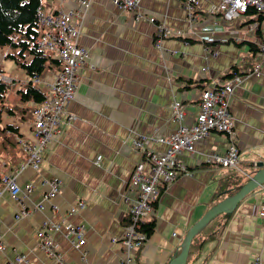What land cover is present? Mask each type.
<instances>
[{"label":"crops","instance_id":"crops-1","mask_svg":"<svg viewBox=\"0 0 264 264\" xmlns=\"http://www.w3.org/2000/svg\"><path fill=\"white\" fill-rule=\"evenodd\" d=\"M217 3L201 0L191 22L182 0H141L142 11L165 22L173 32L161 52L154 45L157 30L153 24L136 23L131 12L118 9L111 0L93 1L81 37L82 45L91 50L90 63L80 71L76 99L68 107L75 121L63 128V135L44 153L42 165L43 178L62 181L61 192L54 200L60 212H53L49 206L45 212L19 219V205L9 195L1 199L0 231L8 250L0 251V264H9L17 252L26 253L37 264H58L39 249V232L47 219L87 226L85 260L63 235L56 237L65 264H122L125 254L121 240L130 203L135 199L128 181L141 161L132 148L133 140L139 136H171L178 128L172 117L174 99L185 105L188 122L195 120L203 87L186 89L188 81L205 82V89L212 88L226 81L233 67L245 73L255 63L250 47L260 42L255 22L225 23L209 15L210 7ZM73 6L69 0H46L44 9L50 12ZM215 21L219 24L214 25ZM210 27L212 31H205ZM191 28L197 33L193 35ZM204 37L214 42L209 45ZM0 72L5 76L3 69ZM56 72L51 71L42 80L46 91ZM14 78L8 80L16 82L14 94L9 96L12 101L22 84L28 82L21 69ZM231 112L236 119L234 142L241 152L240 167L247 173L251 166L264 163V67L260 75L247 77L235 89ZM16 119L4 116L0 126L15 122L20 138L33 140L32 121L21 123ZM0 142V171L9 173L26 157L19 146L5 154ZM229 145L228 136L213 133L196 145L194 154L181 156L190 173L162 193L155 210L156 231L135 253L133 264L170 262L188 231L212 207L219 184L232 175L206 162L208 155L224 154ZM151 149L163 153L167 146L155 143ZM98 156H102L101 166L95 164ZM29 181L38 182L39 175L27 170L20 183ZM45 191L38 186L33 203L40 201ZM81 200L86 202V209L67 216V211ZM263 202L264 188H260L237 207L215 236L208 240L197 237V247L187 264H250L256 257H261L264 264V221L256 214Z\"/></svg>","mask_w":264,"mask_h":264},{"label":"built area","instance_id":"built-area-1","mask_svg":"<svg viewBox=\"0 0 264 264\" xmlns=\"http://www.w3.org/2000/svg\"><path fill=\"white\" fill-rule=\"evenodd\" d=\"M74 3L68 9H56L45 12L41 10L39 18V34L37 41L42 51L49 52L55 60L61 63V68L56 72L54 82L49 85L46 101L35 106L33 111L34 121L31 124L34 138L24 140L20 138L19 148L25 155L16 168L9 173H4L0 182V200L9 195L20 207L18 218H29L35 212H45L51 206L53 212H60L54 200L60 194L62 181L55 178H43L42 165L44 153L63 135V128L75 121V116L69 112V105L76 99L80 82V71L90 63L91 50L82 45L86 20L91 12L94 0H69ZM112 4L125 12H131L136 23L147 21L156 27L154 45L163 52V43L173 36V32L165 22H159L155 16L142 11L141 0H111ZM201 0H182L192 22L197 14ZM43 8L45 6L42 0ZM255 11L263 19L255 22V27L261 33L258 44L259 52L255 56V63L245 73L236 74L231 79L221 81L212 88L201 92L199 113L193 122H188L186 107L183 102L174 99L172 103V117L177 124V130L169 137L158 135L139 136L132 142V148L141 156L131 172L128 188L135 193V199L130 203L128 221L125 234L121 240L124 246L122 264H133L135 253L142 250L148 242V235L142 231V226L155 217L156 204L159 202L162 190L174 183L180 177L190 173L182 161L183 154H194L196 145L211 134L226 135L230 145L224 154H210L207 164L212 167L232 170L248 175L240 167L241 152L234 142L236 137V119L231 112V103L235 89L240 87L244 80L251 75H260L264 67V0H218L217 5L210 7L208 14L220 18L223 22L245 21L249 19L248 13ZM219 22L215 21L214 25ZM192 29V34L197 31ZM213 28H205V31ZM208 43L214 42L210 37H204ZM253 57V54L251 52ZM2 80L8 81L5 76ZM42 84L41 79L34 80ZM159 143L167 146L163 153H156L151 149V144ZM102 156L96 158L95 164L101 166ZM27 170H32L39 175V181L20 183V179ZM42 186L46 189L42 199L33 203V198ZM32 206V208H30ZM85 201H79L67 211V216H74L85 210ZM258 218L264 221V202L256 208ZM87 226L72 223L60 224L47 219L43 222L39 232L41 240L39 249L58 264H65L62 253L56 242L58 235H63L85 260ZM177 234L175 233L174 236ZM114 242H119L114 239ZM8 250L4 243V235L0 231V251ZM9 264H37L22 252L15 254L14 260ZM250 264H263L261 257H256Z\"/></svg>","mask_w":264,"mask_h":264},{"label":"trees","instance_id":"trees-1","mask_svg":"<svg viewBox=\"0 0 264 264\" xmlns=\"http://www.w3.org/2000/svg\"><path fill=\"white\" fill-rule=\"evenodd\" d=\"M41 10H44L42 0H0V49H9L6 59H11L18 69L25 71L28 77V82L22 84L13 101L9 96L14 90L16 82L9 83L0 78V122H2L4 116L15 117L21 123L33 122L35 106L42 105L47 99V93L34 80H44L51 71H58L61 68V63L55 60L51 53L42 51L37 44L40 37L39 18ZM248 16L249 19L246 24L263 19L255 11H250ZM207 44L211 45L212 43ZM250 47L253 57L257 56L259 52L258 45L250 44ZM236 74H241V71L237 67H233L225 76V80L231 79ZM186 87V89H193L194 87L202 89L203 87V90H205V82L193 84L192 81H188ZM17 119L16 121H18ZM20 137V127L15 122L13 124L4 123L3 127L0 126V139L5 154L18 149V138ZM251 167L247 174L253 176L258 168L256 166ZM227 171H230L232 175L219 184L212 206L226 198L228 191L232 193L239 191L249 180L242 173L232 170ZM2 176L3 174L0 171V182ZM164 191L163 189L161 193ZM232 215L222 214L213 219L199 234L198 238L203 237L208 240L210 237L215 236L218 230L228 223ZM156 225L157 222L154 217L153 220L142 226V231L148 235V240L156 231ZM197 243L198 239H195L189 257L197 247Z\"/></svg>","mask_w":264,"mask_h":264},{"label":"water","instance_id":"water-1","mask_svg":"<svg viewBox=\"0 0 264 264\" xmlns=\"http://www.w3.org/2000/svg\"><path fill=\"white\" fill-rule=\"evenodd\" d=\"M257 168L258 170L255 174L249 177L248 182H246L239 191L236 193L228 191L226 193V195L228 194L226 198L212 206L205 215L192 226L168 264H187L195 239L213 219L222 214H233L237 207L249 195L260 188H264V163L259 162Z\"/></svg>","mask_w":264,"mask_h":264},{"label":"rangeland","instance_id":"rangeland-1","mask_svg":"<svg viewBox=\"0 0 264 264\" xmlns=\"http://www.w3.org/2000/svg\"><path fill=\"white\" fill-rule=\"evenodd\" d=\"M44 0V4H45ZM76 3V2H74ZM9 52V49L5 48V49H0V68L3 69L4 75L8 80H12L15 79L14 77H16V73L18 71V67L15 65V63L11 60V59H6L5 56L6 54ZM11 81H9L10 83ZM40 87L46 91V85L41 84ZM14 92H12V96H13ZM12 99V98H11ZM1 143V142H0Z\"/></svg>","mask_w":264,"mask_h":264},{"label":"bare ground","instance_id":"bare-ground-1","mask_svg":"<svg viewBox=\"0 0 264 264\" xmlns=\"http://www.w3.org/2000/svg\"><path fill=\"white\" fill-rule=\"evenodd\" d=\"M177 264H179V263H177Z\"/></svg>","mask_w":264,"mask_h":264}]
</instances>
